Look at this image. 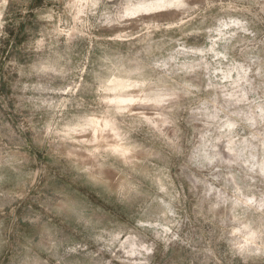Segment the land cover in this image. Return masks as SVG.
Masks as SVG:
<instances>
[{
  "label": "rangeland",
  "instance_id": "374dc122",
  "mask_svg": "<svg viewBox=\"0 0 264 264\" xmlns=\"http://www.w3.org/2000/svg\"><path fill=\"white\" fill-rule=\"evenodd\" d=\"M0 264H264V0H0Z\"/></svg>",
  "mask_w": 264,
  "mask_h": 264
},
{
  "label": "bare ground",
  "instance_id": "6f19581e",
  "mask_svg": "<svg viewBox=\"0 0 264 264\" xmlns=\"http://www.w3.org/2000/svg\"><path fill=\"white\" fill-rule=\"evenodd\" d=\"M158 4V3H157Z\"/></svg>",
  "mask_w": 264,
  "mask_h": 264
}]
</instances>
